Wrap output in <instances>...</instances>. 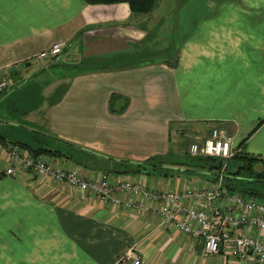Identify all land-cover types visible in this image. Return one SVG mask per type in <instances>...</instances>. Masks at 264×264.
<instances>
[{"label":"crops","instance_id":"obj_1","mask_svg":"<svg viewBox=\"0 0 264 264\" xmlns=\"http://www.w3.org/2000/svg\"><path fill=\"white\" fill-rule=\"evenodd\" d=\"M54 43L61 53L38 57ZM0 67L11 78L0 94V264H115L130 246L141 264H233L163 225L158 203L124 194L115 206L4 169L10 146L44 147L86 178L211 187L218 177L175 165L193 163L186 144L213 128L264 159V0H159L146 14L125 2L0 0ZM150 156L174 166L139 171Z\"/></svg>","mask_w":264,"mask_h":264},{"label":"built area","instance_id":"obj_2","mask_svg":"<svg viewBox=\"0 0 264 264\" xmlns=\"http://www.w3.org/2000/svg\"><path fill=\"white\" fill-rule=\"evenodd\" d=\"M61 52L62 43H54L38 57H55ZM9 76L10 70L0 67V94L11 85ZM237 152L233 137L219 128L211 129L207 137L195 139L187 147L191 157L212 156L227 160ZM26 174L66 183L115 206L121 204V195L124 194L158 203L156 211L161 223L187 235L202 237L204 255L224 252L233 258V264H248L249 260L264 264V239L251 234L253 231L264 232L263 199L241 192H228L221 174L218 183L211 187L157 190L127 178L116 183L86 178L78 170L10 146L4 175L22 177ZM116 264H141V257L137 249L130 246L117 257Z\"/></svg>","mask_w":264,"mask_h":264},{"label":"trees","instance_id":"obj_3","mask_svg":"<svg viewBox=\"0 0 264 264\" xmlns=\"http://www.w3.org/2000/svg\"><path fill=\"white\" fill-rule=\"evenodd\" d=\"M87 3L95 4V3H119L125 2L129 5V8L133 14H146L150 13L155 9L159 0H84ZM26 147V145H23ZM29 151L34 156L39 155L40 153H54L58 154L57 151L50 150L44 147H39L37 149H30ZM187 152V151H186ZM185 156L188 159H191L193 163H183L176 164V169L182 170H202L207 174H210L212 178L218 177V175L222 174L223 186L225 190L231 193L241 192L242 194L251 195V196H260V189L258 185H254L250 182L258 181L264 183V172L258 171L257 165H264V159L258 156L248 155L242 152L235 153L232 157L227 160H223L221 158L212 157V156H197L191 157L188 153H185ZM194 164V165H193ZM169 165L174 166L168 161H162L157 159L155 156H150L144 161H139L136 164V167L141 172L150 173L163 172L162 175H167L166 171L168 170ZM165 169V171H163ZM263 170V169H262ZM219 171H221L219 173ZM242 174H247L249 177V182L246 181H237L238 178H241Z\"/></svg>","mask_w":264,"mask_h":264},{"label":"rangeland","instance_id":"obj_4","mask_svg":"<svg viewBox=\"0 0 264 264\" xmlns=\"http://www.w3.org/2000/svg\"><path fill=\"white\" fill-rule=\"evenodd\" d=\"M33 138H35L37 141H39V142H43V141H48V139L47 138H45V137H43V136H41V135H37V134H33V136H32ZM191 141H188V143L186 144V147H185V150L187 151V147H188V144L190 143ZM52 154H54V153H52ZM56 155V154H55ZM40 156V155H39ZM160 160H162V161H165L164 159H160ZM166 162V161H165ZM194 165V164H193ZM257 169H258V171H263L264 172V165H262L261 166V164H259V165H257ZM263 169V170H262ZM221 171H219V173H220ZM222 173V172H221ZM222 175V174H221ZM219 176V175H218ZM242 177L241 178H238V180L237 181H244V182H246V181H248L249 182V177H248V175L247 174H242L241 175ZM223 180V179H222ZM247 183V182H246ZM250 183H252V184H254V185H258V188L260 189V193H262V195H260V196H258V197H261L263 200V202H264V183H261V182H258V181H252V182H250ZM116 260H117V258H116ZM116 260H115V264H116Z\"/></svg>","mask_w":264,"mask_h":264}]
</instances>
